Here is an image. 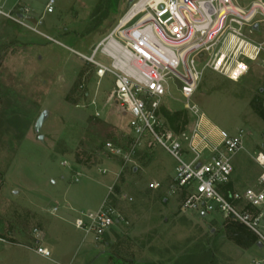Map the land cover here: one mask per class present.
<instances>
[{
    "label": "rangeland",
    "instance_id": "1",
    "mask_svg": "<svg viewBox=\"0 0 264 264\" xmlns=\"http://www.w3.org/2000/svg\"><path fill=\"white\" fill-rule=\"evenodd\" d=\"M45 1L0 0V264L264 262V248L236 223L181 211L176 163L162 148L146 140L126 165L108 151L107 143L129 149L128 118L107 103L112 79H98L74 52L89 55L118 26L128 0H54L52 14L44 12ZM243 72L238 66L232 82L206 70L193 96L212 126L248 134L245 151L232 161L234 191L254 185L252 157L264 152V69L254 65L244 78ZM179 88L169 84L162 118L189 130L194 120ZM111 186L122 220L101 240L84 239L73 219L96 210Z\"/></svg>",
    "mask_w": 264,
    "mask_h": 264
},
{
    "label": "built area",
    "instance_id": "2",
    "mask_svg": "<svg viewBox=\"0 0 264 264\" xmlns=\"http://www.w3.org/2000/svg\"><path fill=\"white\" fill-rule=\"evenodd\" d=\"M54 4L46 0L44 12L52 14ZM261 27L264 3L260 1L243 6L237 0H135L89 55L74 53L93 67L98 79H112L107 103L117 105L128 118L130 147L124 151L107 143L111 155L126 165L144 141L159 146L176 163L173 187L182 195L181 211L216 214L237 223L264 248V152L252 157L258 167L254 185L228 190L233 158L245 151L248 134L243 130L228 134L212 126L193 103L206 70L232 81L230 73L238 66L243 67V78L254 65L264 69ZM98 55L109 65L98 61ZM173 82L180 84L184 109L194 120L189 130H174L163 121L162 101ZM115 196L111 186L96 210L77 212L71 225L84 239L101 240L120 223L121 214L110 198ZM35 253L50 257L45 248Z\"/></svg>",
    "mask_w": 264,
    "mask_h": 264
},
{
    "label": "water",
    "instance_id": "3",
    "mask_svg": "<svg viewBox=\"0 0 264 264\" xmlns=\"http://www.w3.org/2000/svg\"><path fill=\"white\" fill-rule=\"evenodd\" d=\"M135 0H128V4H132ZM46 119V112H42L39 117L37 118V120L35 121V124H34V127H33V130L34 132L37 134L39 133L42 125H43V122L44 120ZM42 137L41 136H38V140H41ZM257 247L258 248H261V245L260 244H257Z\"/></svg>",
    "mask_w": 264,
    "mask_h": 264
},
{
    "label": "trees",
    "instance_id": "4",
    "mask_svg": "<svg viewBox=\"0 0 264 264\" xmlns=\"http://www.w3.org/2000/svg\"><path fill=\"white\" fill-rule=\"evenodd\" d=\"M161 112H162L163 115H166V114H165V110H164V108L161 109ZM169 126H170L172 129H174V130H176V129L178 128V126L175 125L174 122H170V123H169ZM227 189L231 190V184L228 185ZM236 224H237V223H236ZM237 225H239V224H237ZM239 226H240V225H239ZM240 227H242V226H240ZM242 228L245 229L244 227H242ZM245 230H246V229H245ZM253 238H254V243L256 244V238H255L254 236H253Z\"/></svg>",
    "mask_w": 264,
    "mask_h": 264
},
{
    "label": "bare ground",
    "instance_id": "5",
    "mask_svg": "<svg viewBox=\"0 0 264 264\" xmlns=\"http://www.w3.org/2000/svg\"><path fill=\"white\" fill-rule=\"evenodd\" d=\"M237 68H235L234 70L231 71V73H230L231 79H236V76H237Z\"/></svg>",
    "mask_w": 264,
    "mask_h": 264
},
{
    "label": "crops",
    "instance_id": "6",
    "mask_svg": "<svg viewBox=\"0 0 264 264\" xmlns=\"http://www.w3.org/2000/svg\"><path fill=\"white\" fill-rule=\"evenodd\" d=\"M230 184H231V182H230ZM228 190H229V189H228ZM230 191H233V190L231 189ZM111 233H112V232H111ZM111 233H110V234H111ZM255 246L257 247V245H256V244H255Z\"/></svg>",
    "mask_w": 264,
    "mask_h": 264
}]
</instances>
